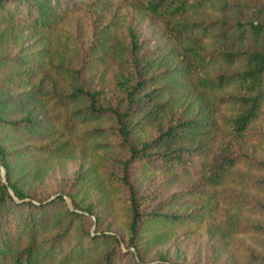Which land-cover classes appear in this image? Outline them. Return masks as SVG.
Masks as SVG:
<instances>
[{"label":"trees","instance_id":"trees-1","mask_svg":"<svg viewBox=\"0 0 264 264\" xmlns=\"http://www.w3.org/2000/svg\"><path fill=\"white\" fill-rule=\"evenodd\" d=\"M112 1L0 0V264H143L206 220L189 264H264V0H119L162 26L152 51ZM98 6L82 49L64 23ZM81 146L95 158L46 192Z\"/></svg>","mask_w":264,"mask_h":264},{"label":"rangeland","instance_id":"rangeland-1","mask_svg":"<svg viewBox=\"0 0 264 264\" xmlns=\"http://www.w3.org/2000/svg\"><path fill=\"white\" fill-rule=\"evenodd\" d=\"M111 5H113V9L118 10L119 15L125 16L126 20L124 28L133 29L134 33H136L137 37L142 43L141 50L152 51L155 47L164 45L165 36L162 32V26L158 23V21L141 14L133 8H128L126 4H122V1L114 0L111 2ZM100 7L101 6H98L93 9L85 8L83 10L77 11L73 13L64 23L63 28L72 34V39L75 40V43L78 44L82 49L87 48L92 40L93 23L94 19H96L97 13H99ZM109 15L110 12H107L105 16ZM258 125L264 130V120L258 123ZM258 153L259 156L264 155V148ZM91 158H95V154L91 151V149L81 146L78 148L76 154L73 157L54 158L53 160L49 161L50 164L48 166V171L46 172L45 179L41 183L43 189L46 192H53V189L69 183L72 179H74L77 172L86 169V167L91 162ZM4 175V169L0 164V179L4 180ZM155 177L157 180H160L159 175H155ZM187 181V179H179L169 187L164 186L161 183L160 184L162 188H169L172 190L174 188L181 187L183 184H187ZM168 192L164 193V196L167 195ZM91 197L92 199L94 198V196ZM65 198L67 203L70 205L67 196H65ZM113 200L114 211L109 215H106L104 225L109 226L110 229L114 231L121 232L120 203L116 199ZM104 225L101 228H106ZM208 225L209 220H206L202 224H193L187 227L178 228L173 236L167 240L168 242L159 246V248L157 247L158 250L155 251V249L148 256V259H151L150 262L142 263H153L162 253H167V256L171 260H175L177 264H189L195 261H205L206 249H209L210 244L214 241L209 237L207 230ZM250 237L252 236L245 235L243 237H236L235 235L230 236L228 239L225 238L226 240L222 238L223 241L225 240V254L219 256L220 258L218 257V259H224L226 257V253L231 255L232 252H235V244L237 242L241 241L245 244L251 243ZM169 264H171V262Z\"/></svg>","mask_w":264,"mask_h":264}]
</instances>
